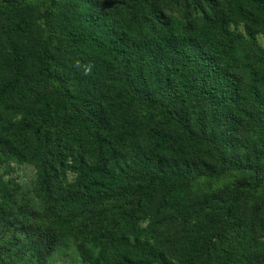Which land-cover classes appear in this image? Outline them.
I'll return each mask as SVG.
<instances>
[{
	"label": "trees",
	"instance_id": "trees-1",
	"mask_svg": "<svg viewBox=\"0 0 264 264\" xmlns=\"http://www.w3.org/2000/svg\"><path fill=\"white\" fill-rule=\"evenodd\" d=\"M259 34L264 0H0V169L39 199L0 175V264L68 237L83 264H264Z\"/></svg>",
	"mask_w": 264,
	"mask_h": 264
},
{
	"label": "rangeland",
	"instance_id": "rangeland-1",
	"mask_svg": "<svg viewBox=\"0 0 264 264\" xmlns=\"http://www.w3.org/2000/svg\"><path fill=\"white\" fill-rule=\"evenodd\" d=\"M259 41L264 46V34H259ZM0 175H2L5 180L12 178L18 182L21 193L30 198L35 206H38L39 199L34 193L37 172L33 165L28 163L19 164L16 162H7L0 169ZM73 178L74 174L69 172L67 180L72 181ZM142 224L146 225V221H143ZM65 241V244L59 247L50 258L49 264H83L77 250V241L70 237L66 238Z\"/></svg>",
	"mask_w": 264,
	"mask_h": 264
},
{
	"label": "clouds",
	"instance_id": "clouds-1",
	"mask_svg": "<svg viewBox=\"0 0 264 264\" xmlns=\"http://www.w3.org/2000/svg\"><path fill=\"white\" fill-rule=\"evenodd\" d=\"M75 66L78 68L81 67V61L76 60ZM93 67H94V65L91 62H89L88 65L84 67V74H86V75L91 74V70Z\"/></svg>",
	"mask_w": 264,
	"mask_h": 264
}]
</instances>
